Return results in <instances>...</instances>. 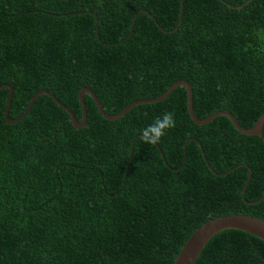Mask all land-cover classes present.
I'll return each mask as SVG.
<instances>
[{
    "label": "trees",
    "instance_id": "trees-1",
    "mask_svg": "<svg viewBox=\"0 0 264 264\" xmlns=\"http://www.w3.org/2000/svg\"><path fill=\"white\" fill-rule=\"evenodd\" d=\"M261 36L264 0H0V88L14 89L9 120L47 90L81 123L85 88L114 116L186 81L197 118L225 111L249 129L264 114ZM9 95L0 264H174L205 222L264 219V131L245 136L223 116L197 125L185 87L113 121L85 95L82 129L47 95L10 124ZM165 112L175 128L144 143ZM196 264H264V242L223 230Z\"/></svg>",
    "mask_w": 264,
    "mask_h": 264
},
{
    "label": "water",
    "instance_id": "water-1",
    "mask_svg": "<svg viewBox=\"0 0 264 264\" xmlns=\"http://www.w3.org/2000/svg\"><path fill=\"white\" fill-rule=\"evenodd\" d=\"M179 86L185 87L188 92V107H189V113L192 118V120L199 126H204L209 123H211L213 120H215L218 117H227L235 126L238 132L245 136H260L263 137V131H264V114L260 117V119L257 121L256 125L252 128H244L240 125V123L237 121L234 115H232L229 112L221 111L217 112L210 117L206 119H199L195 115L194 108H193V90L192 86L186 82V81H179L172 85L170 89L162 96H159L155 99H149V100H140L137 102H134L130 104L128 107H126L120 114L117 115H109L106 113L105 109L103 108L102 104L98 100L97 96L94 94V92L91 89L85 88L83 89L79 94V99L82 105L83 109V119L82 122H78L76 119L74 113L65 106L60 100H58L53 94H51L47 90L39 91L34 95V97L31 100L30 105L28 106L26 112L18 119L16 120H9V111L10 107L12 105V99L14 94V89L11 86L4 85L2 88H0V91L4 88H8L10 90V95L8 99L7 108L5 111V117L7 121L10 124H14L17 122H20L23 120L32 108L34 107L35 102L41 95H47L51 97L60 107L65 109L67 113L70 115V121L74 124V126L77 129H82L86 126L88 116H87V107L84 100L85 95L91 96L93 101L95 102L99 112L107 119V120H118L123 118L127 113H129L133 108L139 105L144 104H151L156 102H161L165 98H167L170 94H172ZM201 145V143H200ZM203 148V146L201 145ZM251 170V169H250ZM251 177V174H250ZM249 177V178H250ZM247 186V185H246ZM227 229H236L243 231L247 234H253L257 236L258 238L262 239L264 242V219H261L259 217L251 216V215H245V214H227V215H221L218 217H215L207 222H205L203 225L198 227L192 235L188 238V240L183 245L182 249L180 250L178 256L176 257V260L174 264H196L199 256L201 255L202 250L207 245L209 240L216 235L217 233L227 230Z\"/></svg>",
    "mask_w": 264,
    "mask_h": 264
},
{
    "label": "clouds",
    "instance_id": "clouds-1",
    "mask_svg": "<svg viewBox=\"0 0 264 264\" xmlns=\"http://www.w3.org/2000/svg\"><path fill=\"white\" fill-rule=\"evenodd\" d=\"M260 38L264 39V36H261ZM175 126L176 120L174 113L165 112L141 130L140 139L146 144H157L166 133L169 130L174 129Z\"/></svg>",
    "mask_w": 264,
    "mask_h": 264
}]
</instances>
